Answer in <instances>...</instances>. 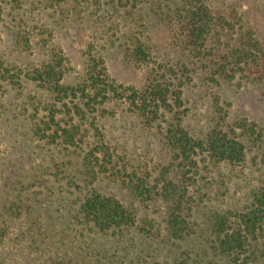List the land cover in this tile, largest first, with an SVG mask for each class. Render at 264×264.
Returning <instances> with one entry per match:
<instances>
[{"label":"rangeland","instance_id":"374dc122","mask_svg":"<svg viewBox=\"0 0 264 264\" xmlns=\"http://www.w3.org/2000/svg\"><path fill=\"white\" fill-rule=\"evenodd\" d=\"M206 4L217 24L196 54L184 0H0V264H264V218L245 228L264 193V0ZM249 34L260 59L232 71ZM93 59L108 92L88 80ZM48 64L56 76L38 78ZM157 84L166 102L143 112ZM175 124L196 141L237 134L243 161L202 146L186 159L166 139ZM93 194L126 222L85 218Z\"/></svg>","mask_w":264,"mask_h":264},{"label":"trees","instance_id":"16d2710c","mask_svg":"<svg viewBox=\"0 0 264 264\" xmlns=\"http://www.w3.org/2000/svg\"><path fill=\"white\" fill-rule=\"evenodd\" d=\"M51 3L61 2L63 0H47ZM186 4V8L183 16V34L187 44L193 46V49L196 54H199L197 51L200 47L205 44L210 38L213 31V28L216 26L217 22L215 21V17L211 14L209 8L207 7L206 2L208 0H184ZM0 21H1V7H0ZM245 45L242 48L237 49V55L226 56V65L231 66V70L240 69L245 65H248L251 62V59H260V55H257L256 51H254L253 47L257 45V40L253 35H244L242 37ZM236 50V51H237ZM131 51L132 59L137 61H145L147 59V53L144 50L143 45L140 42H137ZM235 51V52H236ZM236 58V59H235ZM92 65L89 79L92 87L99 92H108L107 89L103 86V81L100 79L99 75L95 74V64L98 61L92 60ZM261 64V63H260ZM91 65V66H92ZM259 65V64H258ZM264 65V63L262 64ZM224 65H219V71L227 72L228 69ZM44 69L43 71H41ZM40 71L36 70L37 77L45 80L54 78L56 76L55 68L51 65H45L42 67ZM60 91H67V89L62 88L60 85H57ZM154 90L150 93L151 100H143L139 104L142 111L147 112V106L152 102L153 110H158V104L156 102L160 101L162 103L166 102V92L167 89L163 86L160 87L158 84L154 85ZM109 88V87H108ZM63 89V90H61ZM113 91L112 88H109ZM69 90V89H68ZM178 100V99H177ZM157 104V105H156ZM234 137L231 138L227 133L218 130V128H214L210 131L207 138L204 141H196L192 139L180 124L169 125L166 130V139L167 141L176 149V153H180L185 155L187 158L188 151H192L195 147L202 146L206 148V154L208 159H211L215 162H228V163H239L243 161L245 157V145L242 141H240L237 134L233 133ZM238 139V140H237ZM192 165L195 167V161L192 160ZM258 207L254 210L250 211L246 215V230H252L255 225L259 224L260 221L264 218V209L261 210L262 206H264V193H260V197L257 198ZM81 212L84 214L85 218L92 221L96 226L101 230L110 229L113 227H120L126 221L127 216L124 214V210L121 208L119 203L110 197H104L99 194H93L84 199L81 204ZM176 223V222H174ZM173 223V224H174ZM170 222V226H173ZM244 238V237H243ZM243 238L238 235H225L221 240V245L226 248V250H233L235 247H241L243 244Z\"/></svg>","mask_w":264,"mask_h":264}]
</instances>
